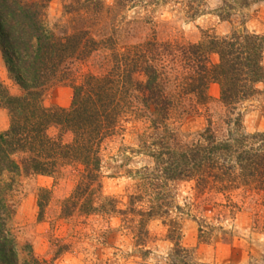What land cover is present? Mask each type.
Returning <instances> with one entry per match:
<instances>
[{"label":"trees","instance_id":"obj_1","mask_svg":"<svg viewBox=\"0 0 264 264\" xmlns=\"http://www.w3.org/2000/svg\"><path fill=\"white\" fill-rule=\"evenodd\" d=\"M136 1L72 0L63 8L75 20L57 34L45 23L48 0H0V52L21 91L11 95L0 81V107L8 113V125L0 131V173L9 179L0 182V264L52 263L28 243L20 248L8 227L9 200L21 175L71 172L77 180L60 203L64 217L115 212L114 199L102 191L101 145L130 117L147 123L140 143L152 167L145 165L139 180L156 196L147 211L137 210L142 216L137 243L149 234L144 230L148 219L163 218L174 244L171 264L200 263L181 246L180 223L169 217L174 206L170 185L193 181L200 194L264 192V132H244L239 110L259 85L264 89V34L234 30L195 42L160 37L153 15L117 20V10ZM187 6L198 12L193 1ZM90 59L92 66L82 68ZM56 82L72 90L67 107L42 102ZM211 84L219 89L215 113ZM202 109L206 125L192 139L172 126L174 116ZM139 197L130 196V212ZM50 198V191L39 190L38 218ZM199 232L200 237L209 233Z\"/></svg>","mask_w":264,"mask_h":264},{"label":"rangeland","instance_id":"obj_2","mask_svg":"<svg viewBox=\"0 0 264 264\" xmlns=\"http://www.w3.org/2000/svg\"><path fill=\"white\" fill-rule=\"evenodd\" d=\"M112 4V0H107ZM189 0H138L117 10V20L153 15L160 37L198 41L206 34L224 36L232 31L264 34V2L242 5L238 1L190 0L196 12L187 6ZM72 0H48L46 26L61 34L73 23V15L64 11ZM114 17V19H115ZM116 20V19H115ZM116 22V21H115ZM149 27H146L148 31ZM214 59V57H213ZM90 59L86 66H92ZM264 64V54H263ZM79 77V74L78 76ZM0 81L11 95L19 94V86L10 78L0 52ZM244 101L239 110L242 130L264 132V89ZM211 111L219 112L216 98L219 89L211 84ZM72 90L65 82L50 86L42 99L46 106L67 107ZM172 126L187 139H192L206 125L204 109L196 114L176 115ZM8 125V113L0 107V131ZM147 123L130 117L121 122L115 133L102 143V191L113 198L115 212L64 217L60 203L76 184V177L66 172L59 177L21 175L13 185L9 200L13 212L8 221L17 244H30L34 253L51 264H171L173 241L167 238L163 218L144 223L149 234L139 244L141 211H147L156 196L139 180L145 165L151 166L140 140L148 133ZM146 138V137H145ZM0 173V182H8ZM50 191V200L42 218H38V193ZM169 192L174 198L170 216L180 223V244L189 249L192 260L200 264H264V192L238 189L229 194H200L193 181H176ZM141 194L130 212V196ZM9 197V196H8ZM10 198V197H9ZM234 204L235 207H231ZM130 217L131 222H127ZM199 229L209 231L200 237ZM143 230V231H144ZM202 233V232H201Z\"/></svg>","mask_w":264,"mask_h":264}]
</instances>
